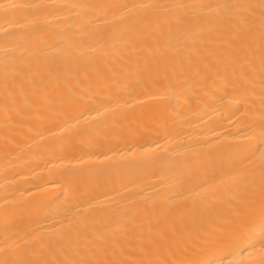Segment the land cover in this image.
Segmentation results:
<instances>
[{"label": "bare ground", "instance_id": "bare-ground-1", "mask_svg": "<svg viewBox=\"0 0 264 264\" xmlns=\"http://www.w3.org/2000/svg\"><path fill=\"white\" fill-rule=\"evenodd\" d=\"M0 264H264V0H0Z\"/></svg>", "mask_w": 264, "mask_h": 264}]
</instances>
